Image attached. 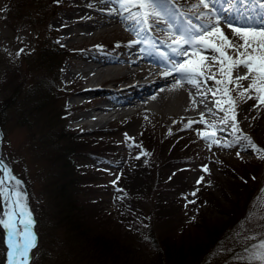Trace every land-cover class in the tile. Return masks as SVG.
Wrapping results in <instances>:
<instances>
[{
  "label": "rangeland",
  "instance_id": "374dc122",
  "mask_svg": "<svg viewBox=\"0 0 264 264\" xmlns=\"http://www.w3.org/2000/svg\"><path fill=\"white\" fill-rule=\"evenodd\" d=\"M37 1H40V5ZM184 1L158 0L160 7L155 9V12L157 13L156 16L160 18L157 17V19L156 17L148 15L153 12L151 8L135 6L124 9L120 7L116 0H55L53 4L46 1V8L43 6L44 3H41V0H0V103L11 94L15 85L23 80V76H28L31 73L33 68H35L32 72L35 80H38V77L44 78L47 76L46 80L41 79L39 81L43 84L48 83L56 76L58 88L66 95L61 97L57 102L58 112H62L63 114L61 118L58 116L59 119H57L56 127L46 129L48 124L45 121V117L48 114V110L46 109L39 118L35 115L29 121V128L17 125L13 120H10L4 126L0 127V159L11 169V174L21 182L18 186V191L22 192L26 198L27 210L31 212V219L34 220L32 228L34 231H38L39 229V224H36L35 221L37 220L38 207L43 201L41 186L44 184V181L60 176V172L57 170L59 163L57 164L55 161L56 165L52 164L50 167L48 166L49 168L45 164L48 156L54 155L55 159H57L62 155V150L59 147L63 146L65 141L62 137H59L61 133L64 135H69L70 133L76 141L98 134L102 129V131L111 129L110 131L114 140L103 137L106 140L96 141L99 149L103 150L102 153H98L102 159L94 157L93 161L87 158L81 162L84 163L82 166L87 165L88 168H92L90 170L88 168L84 170L87 172L95 171L99 175L100 178L94 177V174L89 177L92 181H97L92 186L96 187V191L99 185H102L103 179L107 180L106 183L109 184L119 176L118 171L124 166L127 152L135 148L142 133L146 131L153 133L154 137L158 139V142H167L164 145L163 152L168 156L161 157V154V159L169 157L170 154L178 155L175 162L172 161V163L169 162L165 165L166 170L163 176L179 172L174 176L176 180L173 183H184L183 186L186 185L184 186L186 187V191L184 192V196L181 197V202H190V195L196 189L211 191L218 195L215 191L217 184L225 182V185H227L229 181L234 184L237 183L235 180L224 177V163L234 166L238 165V161L252 162L260 156L261 153H257L246 146V141L241 140L239 143H233L232 147H220L212 143V141H206L202 138V135H198V133L214 134L215 138L223 144L232 143L235 141L236 136L247 134L251 136L259 148L264 149V104H259L257 101L242 97L233 91L231 95L236 103L234 105V111L230 109L229 116L235 115V121L229 120L228 124H222L219 121L220 117L224 116V112L216 109L213 101L227 99V97H222L221 93L216 91L217 88H223L224 86L216 85L212 80L208 82V85L202 87L201 90L204 91L207 87L211 86L216 94L213 96L212 93H208L211 96L210 99H204L205 103L199 105V107H205V105L208 107L211 106L215 115L205 114L203 122H201V116H198V113L190 117L189 115L193 110L185 111L183 107L179 106V102L181 101H190L189 94L186 96L182 87L179 88L180 90L178 88L177 90H175L176 88H172L174 90H172L173 92L171 91L173 94H171L172 96L170 98L175 102L171 104L160 103L156 106H150V108L140 107L138 109L133 107L130 111L124 112V108L129 107L136 101V98H134L128 104L115 107L114 109L118 108V110L114 113L109 112L111 113L110 115H103L102 112L95 110L96 107L105 104V101L111 96L112 91L116 87L129 85L132 81L138 79L137 74L131 75L128 78H119L117 83L111 84L109 82L106 86H104V83L107 81H99L93 85L95 87L93 92L82 93L86 89V85L79 79L83 75L82 70L87 69V66L97 65V63L91 60L89 62L86 60V57H89L90 54L93 55L96 53L101 58H126L129 56L131 58H141L145 55L153 54L150 56L153 57L156 55L159 58L165 59L167 49L169 48L171 50V47H166L165 43L161 44V40L173 41L171 43L172 46L175 45L174 42L178 39H183L182 34L185 31L189 32L188 26H182V31H180L181 27L175 29L172 26L174 22L181 26L177 17L173 15H180L181 21H186L189 24L192 23L193 27L196 28L195 24L197 22L192 19H186L182 14L183 11L191 12L194 8L180 7V12L178 13H172L170 10L172 8L171 4L174 6H183ZM167 2H172L169 7ZM106 10L107 13H111V10H116V15L121 16L123 22H118L116 18H109L100 13ZM165 15H170L172 18L166 17ZM93 18H96L97 22ZM107 19L113 23L101 24L99 27L96 26L100 22H106ZM172 19L175 20L172 21ZM85 20L90 21V25L95 24V27L90 29V26H83L82 24L86 22ZM153 22H158L166 28L171 27V30H162L159 25H154ZM114 26L116 28H113ZM147 31L149 32L148 34ZM209 32H213V29L210 30L209 28L205 33ZM45 38L46 40H44ZM202 39L211 40L214 43L220 42L218 36H214V38L202 36ZM158 40L160 42H157ZM194 43L201 44V38H196ZM239 43H243V41ZM130 47L136 48L139 55L136 53L131 54L129 52ZM204 47L202 44L201 47L184 45L186 52L179 55L184 57V63L196 61L201 56L209 57L205 61V75L210 76L215 73L216 80L224 79L218 71L219 54L214 53V50H210L216 57L213 60L211 59L210 51H205ZM21 49H23L22 52L20 51ZM225 51L231 54L232 48H226ZM181 62L175 63L180 64ZM147 64L152 66L150 62H147ZM49 65L54 66L52 72H50L52 67ZM209 66H211V71L209 70ZM245 71L246 69L240 68L238 74L243 75ZM233 75L235 76L237 73L234 72ZM102 78L99 80H102ZM124 79L126 80L121 82ZM243 84L246 88L248 81H243ZM228 87L231 88L232 85H228ZM193 90L196 92L194 88ZM240 91H243V89ZM252 94L255 95V93ZM88 98L92 100L85 108L74 107L76 103ZM44 101H47L46 98H44ZM138 102L141 103L143 101L138 100ZM182 105L186 107L185 103H182ZM223 107L229 106L223 105ZM200 109L197 106L194 111L198 112ZM89 110L93 114L92 117L96 118L97 121L92 120V117L80 119V115H83L85 111ZM100 116L101 119H99ZM190 122L191 126L186 128L185 125L190 124ZM213 122H216L217 128L222 130L218 131L217 128L208 126ZM232 123H238L239 132L233 134V130L229 126ZM62 124L63 126H60ZM103 141L106 142L104 143ZM106 152L110 153L106 155ZM248 165L250 166V164ZM41 169H45L42 175L40 174ZM234 171L238 174L244 173L239 167ZM201 177H203L202 180L200 179ZM246 178L247 182L245 183L246 187L242 190L244 191L243 193L255 187V179L254 181L248 179V175L244 179ZM251 178L253 177L251 176ZM198 180L200 181L199 183H197ZM242 184V182H239L237 186L233 185L234 187L232 188L235 192L231 193L229 200H233L234 193L237 194L238 190L241 191ZM175 187H179V185L170 188L167 187V190L169 193H173L175 192ZM218 199L222 205H219L222 211L223 208H231L230 202L220 197ZM209 200H213V197H209ZM255 203L253 202L250 206V211L255 210L256 215L252 219L248 218L249 214L247 216L250 230L244 234V244L250 243L251 245L252 243L255 244L258 242V239H264V219H261V216H264V199H261L259 207L254 209ZM98 205L100 209L95 208V206L90 207L91 216L97 222L95 223L96 226L103 229L110 228L111 232H114L113 227H116V223L112 218H116L117 209L112 203L111 198L108 196L104 197ZM205 205L201 204V208L204 210L202 218L204 217L206 221L215 219L223 220L226 218L225 213L222 214L216 209L206 207ZM173 210H178V207L173 205ZM26 217L29 219L27 215ZM47 224L49 226L50 222L48 221ZM43 226L45 227L46 225L43 224ZM242 226L239 225V227ZM169 229L172 232H167V234L175 247H181L182 251H189L188 248H194V244H192L194 240L188 236H191L198 228L188 225L181 232H178L174 227ZM48 230L46 231V239L54 243H48L42 247L44 240L41 239L42 234L39 230L40 239L38 241L36 238V245L38 246L40 244V249H31L28 264H74L72 253L70 254L64 244L61 245L60 242H57L60 239L57 235H49L47 233ZM3 235L4 232L0 226V264H3L5 260L6 251ZM252 236H255L256 239H248V237ZM131 249H133L132 253H135L138 258L145 254L150 255L145 243H140ZM117 259H113L115 264L121 262V260L117 261ZM136 262L139 264L138 261ZM79 264L93 263L88 259Z\"/></svg>",
  "mask_w": 264,
  "mask_h": 264
},
{
  "label": "trees",
  "instance_id": "16d2710c",
  "mask_svg": "<svg viewBox=\"0 0 264 264\" xmlns=\"http://www.w3.org/2000/svg\"><path fill=\"white\" fill-rule=\"evenodd\" d=\"M46 1L50 4L55 2V0H41L43 6L46 5ZM37 3L40 5V1ZM49 66L52 67L50 69L52 72L54 66ZM34 69L28 76H23V80L15 85L11 94L1 101L0 127L13 120L15 124L29 128V121L35 115L39 118L45 109L48 110L45 117L48 123L46 129L57 126V119L63 114L58 112L57 102L66 95L58 88L56 76L43 84L39 81L46 80L47 76L35 80L32 73ZM44 98L47 101H44ZM102 130L101 132L97 130L100 132L98 134L76 141L70 133L59 134V137L65 141V144L59 147L62 155L57 159L54 155L48 156L45 166L50 167L52 164L56 165V162L59 163L60 169L57 170L60 176L44 181L41 186L43 201L38 207L35 221L39 224L38 231H35L37 240L40 239L39 230L42 234L41 239L44 240L42 247L54 243L46 239V231L49 228L47 233L51 236L57 235L60 238L57 242L64 244L70 254L72 253L74 264L88 259L93 264H115L114 258H118L117 261L121 260L119 264H137L136 261L139 264H246L237 257H243L245 248H248L247 245L250 246V243L244 244L243 237L250 230L247 219L250 206L260 195L262 196L261 189H264V159L258 157L252 162L241 160L234 166L224 163V177L237 181L236 184L230 181L227 185L225 182L217 184L215 191L218 195L199 189L195 191V196L192 193L190 195V201H195L194 203L181 202L186 185L173 183L176 180L174 176L179 172L163 176L165 165L175 162L178 155L170 154L169 157L161 159L168 156L163 152L167 142H158L153 133L146 131L138 139L135 148L127 152L124 166L118 171L119 176L109 184L103 179L102 185H99L96 191V187L92 186L97 181H92L89 177L94 174V177L100 178L99 175L95 171L84 170L88 167L82 166L84 163L81 162L87 158L90 161H93L94 157L102 159L98 153H102L103 150L99 149L96 141L106 140L103 137L114 140L110 128ZM109 153L106 152V155ZM237 167L244 173L235 172ZM44 170L41 169V175ZM247 175L248 179L253 181L251 176L255 178V187L243 193L242 190L247 182V178H244ZM239 182L243 183L241 191L238 190L237 194H233V200H229L231 193L235 192L233 185L237 186ZM175 185L179 187H175V192L169 193L167 187ZM106 196L111 198L117 209L116 218H112L116 223H114L116 227H113L114 232H111L110 228H98L95 224L96 219L91 216L90 207L95 206L100 209L98 204ZM209 197H213V200H209ZM219 197L230 202L231 208H223L222 211L219 207L221 205ZM201 204H206V207L216 209L222 214L225 213L226 218L206 221L204 217L202 218L204 210ZM173 205L177 206L178 210H173ZM43 224L46 226L44 227ZM188 225L198 228L188 236L194 240L192 242L194 248L182 251L181 247L174 246L167 232H172L169 229L171 227L181 232ZM239 225L243 226L239 227ZM140 243H145L150 255L145 254L138 258L132 253L131 248ZM35 248L40 249V244Z\"/></svg>",
  "mask_w": 264,
  "mask_h": 264
},
{
  "label": "snow or ice",
  "instance_id": "6c2138e0",
  "mask_svg": "<svg viewBox=\"0 0 264 264\" xmlns=\"http://www.w3.org/2000/svg\"><path fill=\"white\" fill-rule=\"evenodd\" d=\"M121 8L128 9L129 7L139 6L141 8H151L153 12L148 15H156L155 9L159 8L160 5L158 0H116ZM218 0H199V4L208 8L210 5L217 3ZM242 2L247 3L248 0H242ZM227 3L231 5L228 11L236 9L237 0H227ZM253 5H259L261 9H264V2L262 0H252ZM218 16V13H216ZM231 27V23H229ZM211 28L214 31L209 32V35H216L219 37V43H214L211 40L202 39L203 32L208 31ZM239 38L238 41L233 42L229 40L228 36L224 34L216 25L212 23L211 20L208 21L207 25L200 29L199 32L190 33L185 31L182 36L183 39H178L174 42L175 47H172V51L177 54H183L186 52L184 45H189L191 47H201L204 45L205 51L214 50V53L219 54V68L218 71L224 79L216 80L215 73L208 76L205 75L204 67L205 61L209 57L201 56L196 61L186 62V63H172L171 71L165 73V75H171L172 72H176L185 82L192 85L196 90V94L202 99L199 100L198 104H204V97H207L208 93H212L215 96L216 92L213 91L211 86L207 87L204 91H201L202 87L208 85L210 80L214 81L216 85H223V88H217L216 91L221 93L222 97H227V99L214 100L213 104L216 109L224 112V116L220 117V123L228 124L229 120L235 121V115L229 116L230 109L234 111V105L236 101L233 99L231 93L233 91L237 92L238 95L246 97L247 99H252L257 101L259 104H264V24H261L259 30L250 31L245 28L236 27L233 28L232 33ZM196 38H201V44H195L194 40ZM243 41V43H239ZM135 43V42H133ZM232 48V53L225 51L226 48ZM21 52L23 49L20 50ZM210 51L211 59L215 60L216 57ZM19 55V53H17ZM167 55V54H165ZM244 68L246 71L243 75L238 74L239 69ZM211 71V66H209ZM237 75H233V73ZM243 81H248L247 87H244ZM176 85L183 86L180 80L176 81ZM174 85V88L176 87ZM228 85H232L231 88ZM243 89V91H240ZM252 93H255L253 95ZM189 98L193 104H197V101L192 96L191 91L189 92ZM155 99V97H153ZM223 105H228L229 107H223ZM205 108L209 114L215 115L212 108L205 105ZM201 122H203L204 113H200ZM191 122L185 127H190ZM213 128H217L216 122L208 125ZM233 134L240 131L238 123H232L229 125ZM217 130H222L217 128ZM202 138L206 141H212V143L217 144L220 147H232L233 143H239L241 140L246 141V146L257 153H264V149L259 148L251 136L244 134L243 136H236V139L232 143H221L215 138L214 134L204 133ZM211 147V145H209ZM239 155V154H237ZM260 159H264V155L259 156ZM207 171V169L205 168ZM201 180L203 177L200 178ZM253 179H255L253 177ZM20 185V181L16 179L15 176L11 174V169L6 165L2 159H0V200L4 202L5 211L0 214V226H2L6 232V244H7V264H28L29 253L36 244V236L33 231H31L34 224V220L31 219V212L27 210L26 198L22 192H17L16 187L13 186ZM200 181L198 180L197 183ZM199 191V189H196ZM262 196L258 197L254 205V209L259 207V202L264 199V189H261ZM196 192L192 193L195 196ZM195 201H190L194 203ZM23 209V210H21ZM27 215L28 220L23 219ZM256 215L255 210L250 211L249 219H252ZM194 219V218H193ZM264 219V216H261ZM248 239L255 240L256 237H248ZM245 256L237 257V259H242L246 264H264V239H260L257 244H252L248 248H245Z\"/></svg>",
  "mask_w": 264,
  "mask_h": 264
},
{
  "label": "bare ground",
  "instance_id": "6f19581e",
  "mask_svg": "<svg viewBox=\"0 0 264 264\" xmlns=\"http://www.w3.org/2000/svg\"><path fill=\"white\" fill-rule=\"evenodd\" d=\"M198 4H199V0H185L183 2V4H182L183 6L182 7H191V8H194L188 17H191L193 20H195L201 28H204L207 25L208 21L211 20L212 23L214 25H216V27H218L222 32H224V34L226 36H228L229 39H231L233 41H238L239 40V38L236 37L234 34L230 35V33H232V29L231 28H229L228 26L225 27L226 26V23L227 24H229V23H235L230 18V16L233 14L234 10L228 11L231 8V6L230 7H227V8H224L223 6H221V8L224 10V11H221L219 9L218 5H216V4H212L208 8L204 7L203 5H199L197 7L196 5H198ZM70 6H71V4H70ZM254 10L259 11V13L261 12L264 15V9H261L259 6L256 9L254 8ZM115 11L116 10H114V11L111 10V13H109V12L107 13V10H106V11H103V12H100V13L102 15H104V16L106 15L109 18H114V19L116 18V20L118 22H123L122 17L121 16H117L116 15L117 12L115 13ZM95 12H97V11H95ZM216 13H218V16H217ZM118 14H119V12H118ZM96 15H97V13H96ZM151 16L152 17H156V18L159 17V16H156V15H151ZM165 16L171 18L170 15H165ZM82 17H83V15H82ZM200 17H204L205 19H202ZM93 20L95 22H97V19L96 18H93ZM241 21H242L241 24L238 23V26L237 27H241V28L242 27H245V28L246 27H252L251 28V31H254L253 29L259 30V27L261 25V24H257V23H254V22H250V21H245V20L244 21L241 20ZM95 22H93V23H95ZM110 23H113V22H110L107 19L106 22H103V23L100 22L96 26L99 27L101 24H110ZM125 23H127V22H125ZM80 24H82V22H80ZM153 24L154 25H159V27H161L162 30H169L165 26L160 25L158 22H153ZM82 25L85 26V27L86 26H90L91 27L90 29H92V28L95 27V24L94 25H90V21H86ZM75 26H76V24H75ZM113 28H116V27L114 26ZM210 30H211V28H210ZM239 42H242V41H239ZM84 43H86V42H84ZM99 47H100V45H99ZM129 52L131 54L132 53L138 54L137 51H136V48H133V47H130L129 48ZM169 56L172 57V54H170ZM173 56H174L173 57L174 59L176 58L175 61H178V59L180 58L178 55L176 56V54H174V53H173ZM86 60L88 62L91 60L92 62L97 63V65L94 64L92 66H87V69L82 70L83 75H81V77L79 79H80V81L82 83H84L86 85V89L82 93H91V92H93L95 90L94 89L95 87H93V85H95L99 81L110 80L111 84H115V83H117V80H119V78H128V77H130L131 75H134V74H137L136 76H138V79L132 81V83H130L129 85L116 87L115 90H113L114 92L112 91L111 96L105 101V104H103V105L98 106V107L95 108V110H98V111L102 112L103 115H110L111 113L116 112L118 110V108L117 109H114L115 107H117V106L120 107L122 105L128 104V103L132 102V100L134 98H136L137 100H142L143 101V102H141L142 108L143 107H149L150 108V106H156V105H158L160 103H170V104L171 103H174L175 101L172 100L170 97L172 96L171 94H173V93H171V91L174 90L172 88H174V85H176V81L177 80H180L181 84L183 85L182 86V89H183V92L186 94V96L191 91L192 96L196 100L197 99H199V100L202 99V97L198 96L196 94V92L193 90L192 85L189 84V83H187V82H185L176 72L173 71L171 75H167L166 76L165 73L171 71V65H168L167 62L161 60L160 58H158L156 56H153L152 57L150 55H145V56H143L141 58H139V57L138 58H131L130 56L129 57H126V58H120V57H115V58H110V57L101 58L100 55H97L95 53L93 55L90 54L89 57H86ZM181 61L184 63V61H185L184 57H181L180 58L179 62H181ZM147 62L154 63L155 65L154 64H152V66L151 65H148ZM101 77H103L102 80H99ZM74 80H75V78H74ZM180 87H181L180 85H176V87H175L176 89L175 90H177V88L179 89ZM143 95H145V96L143 97ZM153 97H155V99H153ZM210 97H211L210 94H208L207 97H204L203 99L209 100ZM91 100H92L91 98L82 100L81 102L76 103L74 105V107H76V108H83L84 107L85 108L87 106V104ZM199 100L197 101V104L196 105L193 104L191 100L188 101V102L181 101V102H179V106L183 107V110H185V111H192V110L194 111L197 106H198V108L206 109L204 106L203 107H199V105H201V104H198ZM182 103H185L186 107H188L189 109L186 108L185 106H183ZM193 111L191 113H193ZM109 112H111V113H109ZM92 115L93 114H91L90 110L89 111H85V113H83V115H80V119H84V118H88V117L91 118ZM192 115H194V113ZM99 119H101V116H100ZM92 120H96V118H93L92 117ZM13 186L16 187V191L19 192L18 191V186H15L14 185V182H13ZM21 210H23V209H21ZM4 211H5V205H4V202L1 200V210H0V214H2ZM23 219L27 220L26 215L23 217ZM2 229H3V232H4V242H5L6 241V232H5V230H4L3 227H2ZM5 246L7 248L6 242H5ZM7 251H8V248H7ZM5 264H7V258H6Z\"/></svg>",
  "mask_w": 264,
  "mask_h": 264
}]
</instances>
